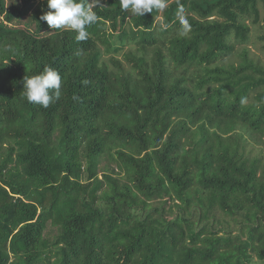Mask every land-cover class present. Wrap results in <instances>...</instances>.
Returning <instances> with one entry per match:
<instances>
[{
	"label": "trees",
	"instance_id": "obj_1",
	"mask_svg": "<svg viewBox=\"0 0 264 264\" xmlns=\"http://www.w3.org/2000/svg\"><path fill=\"white\" fill-rule=\"evenodd\" d=\"M101 5L77 41L0 0V264H264V0ZM48 66L43 108L22 80Z\"/></svg>",
	"mask_w": 264,
	"mask_h": 264
},
{
	"label": "clouds",
	"instance_id": "obj_2",
	"mask_svg": "<svg viewBox=\"0 0 264 264\" xmlns=\"http://www.w3.org/2000/svg\"><path fill=\"white\" fill-rule=\"evenodd\" d=\"M48 11L40 16V20L52 29H67L76 33L77 41L87 40L89 32L87 29L95 24L99 17L94 10L102 6L101 0H94V3L88 0H44ZM121 10H131L139 17L145 13H152L153 10H162L167 6V0H119ZM183 7L177 11L180 34L186 35L191 24L188 18L183 14ZM167 27V24H164ZM23 96L28 103L47 108L61 96L62 78L60 74L48 66L42 72L25 76L22 80ZM247 98H241V104H246Z\"/></svg>",
	"mask_w": 264,
	"mask_h": 264
},
{
	"label": "rangeland",
	"instance_id": "obj_3",
	"mask_svg": "<svg viewBox=\"0 0 264 264\" xmlns=\"http://www.w3.org/2000/svg\"><path fill=\"white\" fill-rule=\"evenodd\" d=\"M264 15V7H261V16ZM250 32H249V39L246 43V46L250 49V52H253L254 54H257L260 58L264 60V47L263 42L259 40L258 35L260 33L258 24H250ZM115 44L109 51H103L102 50V57L104 60L109 62L110 57H117L120 60L124 61L123 53L128 49L129 45L128 42L124 44H120L118 39H115ZM115 46H120V48L115 49ZM238 48H240L239 44H236ZM102 47V46H101ZM108 162L112 164V161Z\"/></svg>",
	"mask_w": 264,
	"mask_h": 264
}]
</instances>
